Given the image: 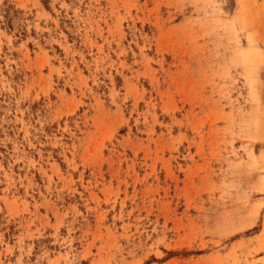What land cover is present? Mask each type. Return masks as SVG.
Wrapping results in <instances>:
<instances>
[{
    "label": "rangeland",
    "instance_id": "rangeland-1",
    "mask_svg": "<svg viewBox=\"0 0 264 264\" xmlns=\"http://www.w3.org/2000/svg\"><path fill=\"white\" fill-rule=\"evenodd\" d=\"M0 264H264V0H0Z\"/></svg>",
    "mask_w": 264,
    "mask_h": 264
}]
</instances>
